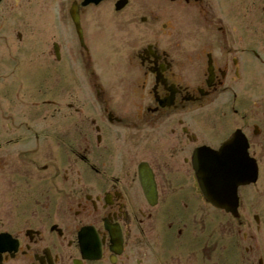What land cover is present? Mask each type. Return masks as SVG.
<instances>
[{
    "label": "flooded vegetation",
    "instance_id": "af4514ba",
    "mask_svg": "<svg viewBox=\"0 0 264 264\" xmlns=\"http://www.w3.org/2000/svg\"><path fill=\"white\" fill-rule=\"evenodd\" d=\"M82 1L0 0V79L40 87L0 112V264H264V0ZM233 137L234 216L194 171Z\"/></svg>",
    "mask_w": 264,
    "mask_h": 264
},
{
    "label": "water",
    "instance_id": "95a60500",
    "mask_svg": "<svg viewBox=\"0 0 264 264\" xmlns=\"http://www.w3.org/2000/svg\"><path fill=\"white\" fill-rule=\"evenodd\" d=\"M97 2V0H85V3ZM209 153V152H208ZM234 153L231 148L227 145H223L217 153L203 154L205 158H202L203 162L200 163L201 169L206 172L205 169L209 168L208 174L206 176L209 181V196H211V202L217 206L221 207L222 204L225 205L226 209L232 211L236 207L235 190L240 184L248 183L252 179V173L250 167L247 171L242 172V174L236 173V169L232 173H228L227 161H232L234 158ZM242 164H245L244 159H242ZM203 163V164H202ZM201 170V171H202ZM244 171V169H243ZM209 176L212 177L209 178ZM217 179L216 183L214 179ZM211 179V180H210ZM214 180V181H213Z\"/></svg>",
    "mask_w": 264,
    "mask_h": 264
},
{
    "label": "rangeland",
    "instance_id": "374dc122",
    "mask_svg": "<svg viewBox=\"0 0 264 264\" xmlns=\"http://www.w3.org/2000/svg\"><path fill=\"white\" fill-rule=\"evenodd\" d=\"M3 27L4 30L9 29L11 27V24L9 22H7L6 20H4L3 17ZM43 27H38L39 31H42ZM27 41V40H26ZM8 67H4L2 70V78L0 79V102H1V106L5 107L7 109L11 108V107H20V105L16 102L14 95L15 91H26V90H40L39 88H36L34 86H32L31 84H24V85H19L14 83V80L12 78V76L10 74V71L7 70ZM19 103H21V101L23 102H39L41 101V98H37L35 99L34 97L32 98H21V94H19ZM0 106V107H1ZM21 106H25L24 103ZM3 118L5 119V116H3Z\"/></svg>",
    "mask_w": 264,
    "mask_h": 264
},
{
    "label": "bare ground",
    "instance_id": "6f19581e",
    "mask_svg": "<svg viewBox=\"0 0 264 264\" xmlns=\"http://www.w3.org/2000/svg\"><path fill=\"white\" fill-rule=\"evenodd\" d=\"M7 70H9V69H7ZM2 104H1V102H0V106H1ZM0 111L2 112V114H4L5 113V111H6V108L5 107H0ZM226 144H227V147H229V148H231V150H233V153L235 154L234 155V158H233V160L232 161H227L226 163L228 164V173H232L235 169L237 170L236 171V173H239V174H242V172H244L245 173V171H247V169H248V167H249V164H248V162H247V158H246V156H245V149L243 148V143H239L238 141H236L235 139H234V137L232 138V139H230L229 141H227L226 142ZM217 153L218 152V150L217 151H213V150H211V148H209V147H204L203 149H198V150H196L195 151V153H194V165H195V163H199V165H200V163L201 162H203V158H205L204 156H203V154L205 155V154H209V153ZM202 156H203V158H202ZM242 159H244V161H245V164H242ZM205 161V160H204ZM203 164V163H202ZM197 169V172L199 173L202 169H201V167H199V168H196ZM209 168H207V169H205L206 170V173L208 174V172H210L209 170H208ZM231 169L233 170V171H231ZM243 169H244V171H243ZM202 171H204V169L202 170ZM209 178H211L212 179V177L211 176H209ZM210 179V180H211ZM214 179V178H213ZM215 180V181H214ZM213 181L216 183V181H217V179H214ZM253 181L252 180H250L249 181V183H252Z\"/></svg>",
    "mask_w": 264,
    "mask_h": 264
}]
</instances>
